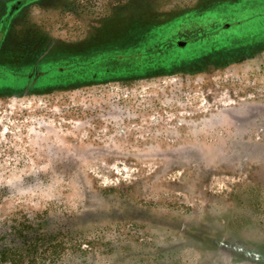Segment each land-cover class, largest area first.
Segmentation results:
<instances>
[{"label":"rangeland","instance_id":"1","mask_svg":"<svg viewBox=\"0 0 264 264\" xmlns=\"http://www.w3.org/2000/svg\"><path fill=\"white\" fill-rule=\"evenodd\" d=\"M0 264H264V0H0Z\"/></svg>","mask_w":264,"mask_h":264},{"label":"trees","instance_id":"2","mask_svg":"<svg viewBox=\"0 0 264 264\" xmlns=\"http://www.w3.org/2000/svg\"><path fill=\"white\" fill-rule=\"evenodd\" d=\"M7 21H9V18H7L6 19V22ZM181 42H183V41H181ZM179 43L180 42H178V46H179ZM184 43H186V46L189 44V43H187V42H184ZM160 48H163L164 47V45L162 46H159ZM157 49V47H155V48H153V49H149L148 51H144V52H142V53H137V54H135V55H132L131 57H133V58H140V57H142V56H150V55H154V54H156L157 52H158V49ZM186 49V48H185ZM156 50V51H155ZM167 52H169V53H167ZM166 53H167V55H170V57H171V59H172V61H174V62H172V63H177V64H179V66L180 65H182V64H190V63H192V62H189V61H187L188 59H189V57L191 56V54H190V56H187V55H189L187 52H185L186 53V55H184V53L183 52H181V51H171L169 48H167L166 49ZM167 55L166 56H164V57H162L161 58V60H160V62H156V64H159L157 67H159L161 64H163L165 61H167L166 60V58H167ZM175 58V60H173ZM176 61V62H175ZM168 62V61H167ZM166 63V62H165ZM194 63V62H193ZM80 66V65H79ZM157 67H155V68H157ZM141 68V67H140ZM9 70V69H8ZM62 71H64V70H62Z\"/></svg>","mask_w":264,"mask_h":264},{"label":"water","instance_id":"3","mask_svg":"<svg viewBox=\"0 0 264 264\" xmlns=\"http://www.w3.org/2000/svg\"><path fill=\"white\" fill-rule=\"evenodd\" d=\"M180 44H181L183 47L186 46V43H184V42H181Z\"/></svg>","mask_w":264,"mask_h":264},{"label":"flooded vegetation","instance_id":"4","mask_svg":"<svg viewBox=\"0 0 264 264\" xmlns=\"http://www.w3.org/2000/svg\"><path fill=\"white\" fill-rule=\"evenodd\" d=\"M40 61H41V60L39 59V60H38V64L40 63ZM35 68H36V67H35ZM34 70L36 71L37 69H34ZM36 72H37V71H36Z\"/></svg>","mask_w":264,"mask_h":264}]
</instances>
